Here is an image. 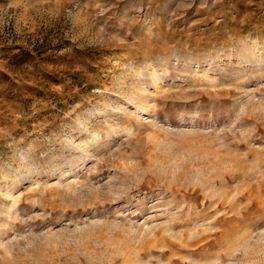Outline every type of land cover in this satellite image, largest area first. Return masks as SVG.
I'll return each instance as SVG.
<instances>
[{"label":"rangeland","instance_id":"obj_1","mask_svg":"<svg viewBox=\"0 0 264 264\" xmlns=\"http://www.w3.org/2000/svg\"><path fill=\"white\" fill-rule=\"evenodd\" d=\"M0 264H264V0H0Z\"/></svg>","mask_w":264,"mask_h":264}]
</instances>
